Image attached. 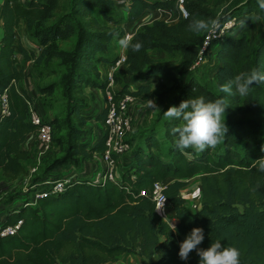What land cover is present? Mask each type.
I'll return each mask as SVG.
<instances>
[{
  "label": "trees",
  "instance_id": "obj_1",
  "mask_svg": "<svg viewBox=\"0 0 264 264\" xmlns=\"http://www.w3.org/2000/svg\"><path fill=\"white\" fill-rule=\"evenodd\" d=\"M61 1H0V91H8L11 108L10 115L0 116V169L12 179L28 171L30 150L25 142L37 130V125L28 118L25 99V95H32L25 89L24 95L14 84V80L21 81L26 76L18 63L17 50L24 57H31L23 44H16L17 29L25 20L31 31L54 16ZM74 4L80 12L88 14L96 6L106 19L117 22L110 13L114 0H74ZM159 6H173L179 19L174 23L154 19L137 29L132 42L139 41L143 47L139 52L126 50L127 61L120 73L142 75L143 80L136 88H131L118 73L116 79L121 85L118 95L130 91L142 102L153 99L160 94L147 80L167 76L180 87L169 106L178 107L183 100L196 96L206 100L223 97L228 103L225 110L228 132L222 140L223 151L215 154L209 148L195 154L193 149L181 151L174 145L171 158L164 160L152 150L157 145L154 136H148L149 150L139 147L131 154V165L119 182L107 180L102 185L98 181H74L64 191L40 198L35 206L25 200L20 207L6 210L0 226L19 219L23 223L16 233L0 235V264H105L116 262L123 253L141 255L142 264H199L200 257L195 250L187 260H181L178 255L179 243L194 227L204 231V240L198 248L207 249L213 241L220 240L222 246L239 249V264H264V171L253 167V161L264 156L260 150L264 145V84H253L246 97L228 96L219 90L239 72L253 68L264 72V29L256 43H252L247 34L237 35L233 30L213 42L204 52L208 58L211 47L218 44L213 81L202 82L192 73L195 70L191 66L199 56L206 33L194 34L186 26L194 17L217 18L218 10L208 7L205 0H186L189 14L184 17L175 0H132L128 22ZM244 8L250 14L264 16L258 0H246ZM93 22L99 26L93 31L81 25L76 52L71 56L73 63L64 82L67 90L73 92L69 110L79 117L81 125L92 118V115L81 114L86 101L83 85L105 86L103 81L84 76L83 72L89 69L86 64L90 63L91 69L100 74L93 57L106 49L116 33L123 32L117 25ZM67 24L72 25V22L64 16L47 27L42 35L41 30L35 31L44 45L38 61L53 54L67 61L57 44L51 43L68 28ZM152 49L180 52L182 66L192 70L187 79L183 80L172 63L153 57ZM98 61L104 62L102 56ZM105 116L106 108L95 118L104 123ZM178 123L175 119L165 121L168 138L174 137L171 130ZM105 138L104 134L94 145L75 142V146L92 156L94 152L104 151ZM196 175H200L201 198L198 208L191 209L182 189ZM156 180L166 183L167 201L177 218L175 222L156 209L151 196L140 194L142 189L151 192ZM172 223L176 231H172Z\"/></svg>",
  "mask_w": 264,
  "mask_h": 264
},
{
  "label": "rangeland",
  "instance_id": "obj_2",
  "mask_svg": "<svg viewBox=\"0 0 264 264\" xmlns=\"http://www.w3.org/2000/svg\"><path fill=\"white\" fill-rule=\"evenodd\" d=\"M131 1L132 0H114L115 4L113 9L110 10V13L114 19L117 20L116 23L106 19L96 6L91 8L90 14L87 12H80L75 8L74 0H62L60 7L55 10L54 16L39 23L33 27L31 31L27 29L25 20L21 22L20 27L17 29L18 38L16 44H23L29 50L31 57H24V55L17 50V56L19 58L18 63L20 67L24 68L25 75L31 79L30 82L28 81L29 78L23 79L20 85L27 88L28 92L40 106L45 118L52 122L55 140L52 150L41 156L38 172L33 174L29 172L30 167L38 163V159H36L37 156H35L38 146L35 145V147L30 149L32 153H34V157H30V159L27 160L28 171L26 174L21 175L17 179H12L5 176L0 169V220L4 219L6 210H13L14 208L20 207L26 198L31 197L34 194V186L38 184L39 180L48 172L57 173L59 176H68L72 173V170H75L77 172L76 181H96L99 177L102 162H98V160V163L95 162V157L97 156L95 154L98 152H94L92 156H87L79 151L75 146V142H84L89 145H94L102 136L104 132L103 123L97 121L95 117L104 108L105 100L104 103L102 102L104 93L99 92L96 94L88 88V85H83L86 101L82 107L81 114L86 116L92 115V118L87 120L85 125H81L79 117L69 110L70 96L73 92L71 93V91L67 90V86L64 82L67 79L66 76L73 63L71 56L76 52L77 41L82 28L81 25H86L92 31L99 27L94 24V20H97L101 25H117L123 29V32L119 34L120 37H123L126 34L127 28L130 29L127 25L129 23L128 9ZM245 2L246 0H205V4L208 7L218 10L220 21L227 19H223V17L228 15L236 16L238 23L241 20L247 19L245 21L247 26L241 28L238 24L237 28L234 29V33L237 35L245 33L249 36L252 43H256L264 29V16L259 17L244 10ZM158 15L161 17L164 16V14ZM64 16L72 22V25L67 24L68 28L64 29L63 33L60 35H56L51 43L57 44L59 52L62 51L63 54H65L67 61L64 60L63 56L57 54L47 55L43 57L41 61H38L37 57L44 45L41 43L35 31L38 29L41 30L40 34L42 35L47 27L53 25ZM165 16H167V14H165ZM138 20H142L144 22L143 24L148 23L146 21L148 20V16L144 13ZM67 21H65V23ZM217 45V43H214L213 47H211V52L208 54V58L206 57L204 61L201 62L200 66L197 65L194 68L191 66V68H193L192 70H195V72L192 73L196 74L202 82L213 81L212 68L218 62V57L215 53ZM124 50L125 49L118 45L117 38H113L104 51L97 52L93 57L94 63L97 64L100 74L92 70L90 63H88L86 65L87 67L89 66V69L83 72L84 76H89L92 80L102 81V74L106 66L111 64L114 58H117ZM150 53L155 58H160L166 60L168 63H172L184 81L187 79L189 72L192 71L190 68L184 69L182 66L183 59L180 52L170 53L160 49H152ZM100 56H102L104 62L98 61V57ZM99 66L102 67L101 70ZM123 75L122 72H119V76L123 78L124 82H128L131 87L137 86L138 83L143 80L142 75ZM150 84L153 86V90L160 94L153 99L161 111L147 109L144 107L143 102L136 105L132 111L134 119L130 141L133 144V152L139 147L149 150L147 138L153 135L157 145H155L152 150L157 152L164 160H169L172 155L171 148L175 145V137L170 139L166 136L165 121L167 119H165L163 111L168 109L169 103L178 93L180 87L167 76L153 79ZM119 87H121V85H119ZM223 149L221 141L217 146L212 148V151L218 154L222 152ZM198 153H200V151H195V154ZM131 154L132 153H130V155ZM69 157L73 158L70 160ZM90 159L91 161L93 160L92 163H90ZM122 172H125V167L123 168V166ZM198 179V176L190 178L188 185L182 189V193L186 200L189 199V194L192 195L193 198L191 203H194L196 200V194L194 193L196 190L194 188H196L197 185H194V182Z\"/></svg>",
  "mask_w": 264,
  "mask_h": 264
},
{
  "label": "built area",
  "instance_id": "obj_3",
  "mask_svg": "<svg viewBox=\"0 0 264 264\" xmlns=\"http://www.w3.org/2000/svg\"><path fill=\"white\" fill-rule=\"evenodd\" d=\"M175 1L181 14L184 17H187L189 13L185 6L186 0ZM145 14L148 16V20H146L147 22H150L154 19H162L168 23H174L179 19V14L173 6H159L155 9H148ZM158 14H164V16L161 17ZM165 14H167V16H165ZM138 18L139 17L128 23L127 26L130 27V29L127 28V35L132 37L136 33L137 29L144 23L142 20H138ZM238 24L237 17L231 16L230 18L220 21L219 31L222 33V35L219 32L206 33L199 56L192 67L194 68L195 66L200 65L205 59V50L213 42L222 39V37L230 33L231 30L234 31ZM126 61L127 54L124 50L110 65L106 66V69L102 74V81L105 83L103 88L105 100L104 108H106V116L103 123V135L105 134L106 138L104 151L102 153H98L100 155L99 161L102 162V168L101 171H99L100 175L96 180L102 185H104L107 180L119 182L123 173L122 166L123 168L125 167V170H127L131 165L133 156L130 155V153H133V144L130 141V134L132 132L134 119L132 111L134 110L135 106L141 104L142 101L130 91H126L118 95V90L120 87L117 82L116 75L122 70ZM25 78H29L28 81L30 82V77L26 75ZM21 81L14 80V84L16 85L17 89L23 93L24 89L27 90V88L20 85ZM23 94L25 95V93ZM25 99L29 109L28 118L33 124L37 125L35 136L37 137L38 150L35 156H37L36 159H38V163L32 165L29 171L30 174H33L39 170L41 156L50 152L54 146V127L52 122L45 118L40 106L32 96L29 97L25 95ZM10 114V97L8 91L5 89L0 91V116H7ZM33 154L34 153H32L30 150L31 158L34 157ZM76 174L77 172L75 170H72V173H70L68 176H59L57 173L48 172L42 179L39 180L38 184L34 186V194L25 200H28L27 203L30 205H37L40 198L49 194H56L64 191L70 183L76 181ZM165 188L166 183L164 181L156 180L153 183L151 192L142 189L140 194L143 196H151L155 203L156 209L165 218L170 219V206L167 201ZM22 223L23 220L19 219L15 223L0 226V235L6 236L16 233L21 227Z\"/></svg>",
  "mask_w": 264,
  "mask_h": 264
},
{
  "label": "clouds",
  "instance_id": "obj_4",
  "mask_svg": "<svg viewBox=\"0 0 264 264\" xmlns=\"http://www.w3.org/2000/svg\"><path fill=\"white\" fill-rule=\"evenodd\" d=\"M258 7L264 10V0H258ZM247 19L241 20L239 26L246 27ZM187 30L194 33H220V18H198L194 17L186 26ZM222 35V33H220ZM118 45L127 50L139 52L143 47L142 43L132 42L133 38L127 34L123 37L116 33ZM253 84H264V72L253 68L247 72H239L231 80L220 86V92L228 96L238 95L246 97L250 93ZM235 90V91H234ZM144 107L152 111H161L154 99L143 100ZM228 103L223 97L215 100H206L203 96H196L183 100L179 106H169L163 111L165 119H175L179 123L171 131L175 137L176 147L183 151L193 149L203 152L217 146L228 132L225 123V110ZM264 153V145L261 146ZM253 167L264 171V156L253 161ZM172 231H176L174 224ZM204 240V231L200 227H194L185 239L179 243V258L187 260L192 251H196L200 257L199 264H239L240 251L234 246H222L220 240L213 241L207 249H200L198 245Z\"/></svg>",
  "mask_w": 264,
  "mask_h": 264
},
{
  "label": "crops",
  "instance_id": "obj_5",
  "mask_svg": "<svg viewBox=\"0 0 264 264\" xmlns=\"http://www.w3.org/2000/svg\"><path fill=\"white\" fill-rule=\"evenodd\" d=\"M100 67V70H101V66H99ZM153 79H156V78H152V79H150V80H147V82H149V83H151V81L153 80ZM146 81V80H145ZM141 82V81H140ZM89 87V89H91L92 91H94L96 94L97 93H99V92H101V93H104V91H103V88L101 87V86H92V85H88ZM137 86H132L131 88H136ZM152 88H153V86H152ZM101 93H100V96H101ZM97 102V101H96ZM102 102L104 103V98H103V100H102ZM97 121H100V122H102L103 123V121H101V120H98L97 119ZM103 135V134H102ZM99 140V139H98ZM97 140V141H98ZM37 144H38V142H37V137L35 136V134H31L29 137H28V139L26 140V142H25V145H26V147L30 150L32 147H35V146H37ZM35 145V146H34ZM95 153H97V152H95ZM99 153V152H98ZM95 154V155H97L96 157H95V162H97V160H98V162H99V158H100V155L99 154ZM93 161V160H92ZM92 161H91V159H90V163H92ZM97 162V163H98ZM98 165V164H97ZM99 167V166H98ZM57 168V167H56ZM55 168V169H56ZM196 176H198L199 177V181L198 180H196L195 182H194V185H197L196 186V188H194L196 191H194V193L196 194V200L194 201V203H191V201H192V195H190L189 194V199L188 200H186V203H187V205L191 208V209H196V208H198V206H199V203H200V198H201V193H200V186H199V183H200V175H196ZM169 215H170V220L171 221H173V222H175L176 220H177V218H176V216H175V213H174V211L170 208L169 209ZM143 263V257L141 256V255H139V254H130V253H123V254H121L120 256H119V259L116 261V262H114V263H110V262H108V263H105V264H142Z\"/></svg>",
  "mask_w": 264,
  "mask_h": 264
}]
</instances>
